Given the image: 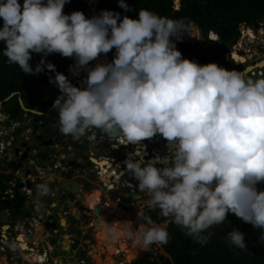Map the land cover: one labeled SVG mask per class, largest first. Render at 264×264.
Masks as SVG:
<instances>
[{"label":"clouds","instance_id":"obj_1","mask_svg":"<svg viewBox=\"0 0 264 264\" xmlns=\"http://www.w3.org/2000/svg\"><path fill=\"white\" fill-rule=\"evenodd\" d=\"M65 3L0 0L7 63L24 73L54 71L55 64L45 58L58 52L74 57L76 68L87 69L84 87L59 71L50 77L60 89L52 104L59 132L80 138L95 128L124 144L161 134L174 144L169 154L157 157L162 166L145 162L138 149L124 161L148 205L201 244L208 240L205 230L222 226L232 212L259 229L258 242L264 244V188L257 187L264 182V77L182 56L176 40L188 33L184 18L148 8H140L136 18H121L111 9L88 17L81 10L65 13ZM118 3L129 8L127 0ZM207 37L216 39L213 32ZM113 48L110 62L88 66ZM33 53L41 56L35 67ZM38 188L47 191L45 185ZM136 219L138 228L121 224L128 238L145 249L167 243L169 219L166 226L155 223L141 208ZM98 227L114 231L107 222ZM225 236L231 246L246 249L240 229L233 227ZM19 237L8 236L3 246ZM45 258L39 256L38 263L57 264Z\"/></svg>","mask_w":264,"mask_h":264},{"label":"water","instance_id":"obj_2","mask_svg":"<svg viewBox=\"0 0 264 264\" xmlns=\"http://www.w3.org/2000/svg\"><path fill=\"white\" fill-rule=\"evenodd\" d=\"M98 3L99 0L86 2L90 7L88 17L97 14ZM233 55L234 53L226 54V57L234 59ZM248 75L253 77L251 74ZM19 102L24 109H28L27 112H30L32 117L24 115L25 111L22 110L20 117L17 118L18 121L15 118L8 120V131L4 136L8 139L2 141L0 138V194L8 188L12 191L5 196L4 201L8 199L11 201L13 211L10 214L13 218H30L34 213V201L38 199L44 206L40 222L46 228L44 232L47 236L46 240L59 248L67 242L73 245L71 251L75 253L69 255L65 253L64 258H61L63 262L68 263L74 260L76 264H94L89 254L81 252L83 255L76 256V251H79L77 241L80 233L74 228L78 221H82L85 215L91 212L89 208H83V205L88 198L93 196L92 188L100 185L102 180L100 172H106V167L113 166L112 159L114 158L121 168H126L124 161L133 153V151H128L129 146L140 150V155L143 156L145 162L152 160L156 161L158 167L162 166V161L158 162L157 157L169 154L174 144L159 133L134 144L114 142L95 128L88 129L86 134L80 138H73L71 135L59 132L58 113L53 107L46 111V99L42 100L39 105H36L34 101L26 104L21 97H19ZM1 106L2 103H0ZM42 108L45 112L38 113ZM33 109H36L37 113L30 111ZM5 118L6 115L0 113V119L3 121ZM17 122L18 125H15ZM101 158L109 160H100ZM122 174H129V172ZM38 185H45L47 191L38 188ZM139 196L138 192L132 195L134 199ZM51 201L54 203L50 208L49 202ZM73 208L79 212L86 211L76 219L71 216V211L69 212ZM150 209L151 207L147 205L144 209L145 213L147 214ZM26 210H28L27 214ZM100 210L101 208H96L95 213L99 214ZM48 211H50L49 214H47ZM0 217L4 222L8 221L7 211L1 210ZM29 222L33 223L31 218ZM67 224L69 226L66 229ZM21 225V223L18 224V227ZM133 228H137L136 225ZM31 235L32 233L29 232V239L32 238ZM53 250L57 251L55 248ZM143 255L145 254L139 253L130 264L139 261ZM156 257L161 263L160 258Z\"/></svg>","mask_w":264,"mask_h":264},{"label":"trees","instance_id":"obj_3","mask_svg":"<svg viewBox=\"0 0 264 264\" xmlns=\"http://www.w3.org/2000/svg\"><path fill=\"white\" fill-rule=\"evenodd\" d=\"M127 3L129 8L124 9L120 7L118 0H99L97 14L103 9H111L119 12L121 18L123 15L136 18L140 8H148L160 15L184 18L187 26H198L205 34V38L194 43L183 41L176 47L182 56L201 64L212 61L220 65L225 64L222 54L240 38V26L242 24L253 26L259 19H264V0H127ZM74 10H81L86 16L89 15L88 6L83 0H66L63 11L71 13ZM2 23L0 18V26ZM209 32L215 34V40L207 37ZM4 47V43L0 41V103L7 107V111L11 112V117L15 119L21 111L18 102L20 95L25 101L40 102L45 96L42 91L39 93L36 91L35 85L60 93L58 86L50 81V77H54L56 71L66 76L76 70L87 71L84 67L76 68L74 57L53 52L45 59L55 64L54 71L45 68L36 74L24 73L17 64L6 62L7 58L2 52ZM40 59V54L33 53L30 63L35 67ZM98 62L99 56L89 61L88 66L91 67ZM14 93L16 94L10 97ZM257 187L264 188V182H259ZM8 204L11 205V201ZM148 217L158 224L169 219L160 215L158 208L151 209ZM233 227L245 233L246 249L229 244L225 235ZM167 231L169 239L167 243L161 245L168 257L160 256L161 263L146 257L133 264H264V244L258 242L260 230L232 212L227 214L222 226L213 225L212 229L205 230L204 234L208 235V240L203 244L186 235L184 229L172 221L169 222ZM132 248L133 253L138 256L136 253L138 247Z\"/></svg>","mask_w":264,"mask_h":264},{"label":"crops","instance_id":"obj_4","mask_svg":"<svg viewBox=\"0 0 264 264\" xmlns=\"http://www.w3.org/2000/svg\"><path fill=\"white\" fill-rule=\"evenodd\" d=\"M78 74H80V72H77ZM85 72L81 73L84 74ZM72 76V75H71ZM71 76H69V78H71ZM79 87H82L79 85ZM22 106V104H21ZM23 107V106H22ZM34 112V111H33ZM34 113H37L36 111ZM6 128V124L5 125H1V131H3ZM1 134V133H0ZM4 134V133H2ZM139 142V141H138ZM134 149L136 148H132V146H129L128 151L132 152L134 151ZM100 160H109L107 158H101ZM112 162L114 163L113 166H110L112 168H108L106 167L105 171L106 172H100V177L102 180H104L103 182L110 184L113 183L114 184V188L109 192V190L105 189L102 185V183H100V185H97L96 187L92 188V192H93V196L96 197V202L95 205L92 206L91 202H90V198L87 199V201L84 203L83 208H89L91 209V212L88 213L87 215H85V218L82 221H78L76 223V227L74 228V230H76V232L80 233V240H81V245H83L84 247H86V253H88L90 255V257L93 259V256L96 255L95 254V248L94 246H91V236L94 232L98 231L99 227L98 225L101 222H107L108 224H110L112 221L111 218H115V216L119 215V214H126V216H130L131 212L134 211L135 208L141 206L140 208L144 210L145 206L148 205V196L145 193H142L137 187V181L130 175V174H122L126 171H128L126 168H121L118 164V161L114 158L112 159ZM101 168V167H100ZM10 170V169H9ZM48 172V171H47ZM112 177H110V175L112 174ZM50 174V173H49ZM107 174V175H106ZM51 175V174H50ZM95 189V190H94ZM139 193L140 196L137 198H133L132 195L134 193ZM121 197V201L118 203L116 201V198ZM3 199H5V196H3L2 194H0V204L1 201H4ZM128 199H130V201H127ZM7 202H10V200H7ZM105 202L109 203L110 206H106ZM54 202H49V207L51 208L53 206ZM101 203V204H100ZM5 205V204H4ZM10 206V204H9ZM1 208H3V206H0ZM97 207H101L100 213L96 214L95 213V209ZM10 209H12V207H8ZM9 209V210H10ZM44 210V206L42 203H40L38 201V199H35L34 201V213L32 214L33 217H36L34 219V223L31 224V228L28 231L27 229V225L24 224V219H21L19 217L14 218V221L17 225L18 224H22L25 225L23 226L24 229H22V233L19 234V236H22L25 239V244L22 241V245L26 247V249H23L21 246V242H16L14 239L12 240V242L10 241V243L8 244V247L6 249V252H4L1 248H0V264H39L37 258L39 256H45L50 257V259H55L56 261L58 259H61L63 257V255H69L70 254V250H71V246L70 244L67 242L64 245H62V247H58L56 245H53L51 243H49V241L46 240L47 236H45V230L46 228L43 226V224L40 222V218L42 217V211ZM48 209H46L47 211ZM131 210V211H129ZM71 211V216L76 217V219H78L81 216V213L85 212L86 210H83L81 212L76 211V208L70 209L69 212ZM28 210H26V214H27ZM50 211L47 212V214H49ZM8 216H10L11 214L8 212L7 213ZM12 217V216H11ZM9 219V218H8ZM23 220V221H21ZM117 220V219H115ZM65 223V220H62ZM99 221V222H98ZM137 221H134L133 224H135ZM29 223V222H28ZM91 223V224H90ZM70 224V223H69ZM130 226H132V224H129ZM66 229L68 228V224L65 225ZM5 228L7 229V227H3L2 229H4L3 234L0 233V246L5 244V239H6V234H8L7 230H5ZM29 232H32V238L29 239L28 235ZM10 235V233H9ZM85 236V237H84ZM127 239L123 238L122 240H125V243L129 244L126 240H129L128 236L126 237ZM86 239V240H84ZM61 243V241H58V243ZM122 242H120L121 245ZM21 245V246H20ZM27 245V246H26ZM119 245V246H120ZM53 248H55L57 251L54 252ZM83 252V249H81ZM57 252H61V253H57ZM85 252V251H84ZM120 254H125L122 250L119 252ZM119 253L117 254L119 256ZM20 254H24L25 258L24 259H20L21 255ZM73 254V252H72ZM106 256V253H103ZM8 256H11V259L9 261ZM124 256V255H123ZM45 258V259H46ZM64 258V257H63ZM44 260V258H42ZM62 261V260H61ZM60 261V262H61ZM64 264H76V262L74 260H70L68 263L63 262ZM45 264V263H42ZM54 264H56L54 262ZM61 264V263H60Z\"/></svg>","mask_w":264,"mask_h":264},{"label":"flooded vegetation","instance_id":"obj_5","mask_svg":"<svg viewBox=\"0 0 264 264\" xmlns=\"http://www.w3.org/2000/svg\"><path fill=\"white\" fill-rule=\"evenodd\" d=\"M240 32H242V34H243V38L242 39L245 40V39L249 38V36L252 37L254 35L252 37L253 40H249L250 41L249 43L243 42L242 45L241 44H238L239 41H240V40H238L233 45H231V47L232 46L234 47L232 49V51L229 50V48H227V50L222 54L223 57H224L223 58L224 59V62H225V64H223L222 66H224V67H226L228 69L246 70L247 71V74L253 75V78H256V77L257 78L258 77H264V64H263L264 63V19H259L258 22L254 23L253 26H248L247 24H243L240 27ZM251 32H252V35L250 34ZM262 36H263V38H262ZM244 43H245V46H244ZM234 52H236L237 54H239L241 57H244V62L243 63L237 64L234 59L227 58L226 57V54L232 55ZM99 62H109V61L106 59V56L105 55L100 54L99 55ZM255 69H256V71H254ZM76 72H79V71L78 70L73 71L72 74H68V76H66V77L71 81V83H73L76 86H79L80 85L79 84L80 81L79 80H76V79H73V77L71 76V75L75 74ZM80 72H84V71H81L80 70ZM69 76H71V78H69ZM53 84H55V83H53ZM81 86L83 87V82H81ZM35 89H36V91L38 93L41 92V91L43 92V96H45V98H43L42 100L46 99V104H45L46 105V111L48 109L52 108L53 101L57 98L56 96H58L60 93L57 94V93H55V90H53V89L51 90V89H49L47 87H44V86H41V85H35ZM52 93L54 94L53 96L51 95ZM46 94H47V96H46ZM19 97H21L22 101H24L26 104L30 102V100L25 101L22 98L21 95ZM18 102H19V98H18ZM34 102H36V105H39L41 101L40 102L39 101H34ZM19 106H20L21 111H20L18 117H20L22 110L25 111L24 115H27L28 117H32V114L30 112L28 113L27 112L28 109H24V107H22L23 105L21 106V103L20 102H19ZM30 111H32V112L34 111L35 112L36 109L30 110ZM41 112H45V109L42 108L40 111H38V113H41ZM0 113L6 115V118L3 119L4 122L0 119V128H1V125H5L6 124V128L3 131H1V129H0V133H1L0 134V138H1L2 141H4V140H7L8 139L7 137H4V136L6 135V132L8 131V129H7L9 127L8 120H10V118H12V117H11V112L7 111V107H5L3 103H2V106L0 107ZM18 120L19 119H16V121H18ZM15 125H18V122ZM2 133H4V134H2ZM1 202L3 204H0V206H3V208L0 207V213H1V210H6L7 213L8 212L11 213V211H13V209L8 208V207H12L11 205L9 206V204H8L9 202H7V201H1ZM151 209H153V208L151 207ZM150 210L146 214L147 216L149 215ZM118 216L121 217L120 214ZM8 218H9V219H7L8 221L4 222L2 220V218L0 217V220H1V222H0V233L3 234L4 229H2V228L6 226L7 229L5 228V230H7V232H8V234H6V235L7 236H11V239H12V237L18 239L19 234L22 233V229H24L23 226H25V225H27V229L30 230L31 224H32V223L29 222L30 218H31V220L34 223V218H33L32 215H31L30 218H28V217H27V219L25 218V220H24V224L25 225H21L19 227H18V225L16 223L13 222L14 221V218L11 217V215L8 216ZM164 223H162V224H164ZM12 225L14 226L13 228H12ZM134 225H136V227L138 228V226H139L138 225V221L135 224H132V227ZM9 233H10V235H9ZM7 236H6V238H7ZM20 237H22V236H20ZM77 237H79V236H77ZM80 238L81 237H79V240L77 241L78 247H79V251L78 252L76 251V256H78V257L80 255H83V254H88V253H86V251H87L86 250V247H84L83 245L80 244L81 243ZM84 240H86V239H84ZM19 241L21 242V245H22L21 239H19ZM24 244H25V242H24ZM70 246L72 248L73 245H70ZM121 247L122 246H118V248H117V246H114L115 250H117L116 252H118V253L122 250ZM97 248H99V247H97ZM123 248H125L124 243H123ZM151 248L152 247L150 246L147 249H140V248L137 249V254H139V253H144L145 254V255H143L140 258V260L143 259V258H146V257H151L152 259H156L157 260V257L156 256H158L159 258H160V256H162V255H158L156 253L151 252ZM158 248H160L161 250L164 251V249L162 248V245L161 244L158 245ZM23 249H26V247L23 248ZM81 249H83V254L81 253L82 252ZM100 249H102V248H100ZM6 250H8V249H6ZM6 250H5V252H6ZM130 250H131L132 255L134 256L130 260V261H132V260H134L137 257V255L133 253V248L132 247L130 248ZM98 251H100V250H98ZM104 252L108 255V258L107 259H108L109 264H130L129 263L130 261H128L127 258H126V255L127 254H123L124 255L123 256L122 254L119 253V256H118L117 255L118 253H117L116 254L117 257H118L117 258V257H115V255L108 253V251H104ZM70 253H72L71 250H70ZM104 256H105L104 254H101L102 260H104ZM10 257L11 256H8L9 261H10ZM124 257H125V259H124ZM61 260L62 259H58L57 260V264H60V263L61 264H64L63 263V260L62 261ZM92 260H93L94 264H101L100 258H98L96 256H93V259ZM133 263H135V262H133ZM133 263H131V264H133Z\"/></svg>","mask_w":264,"mask_h":264},{"label":"rangeland","instance_id":"obj_6","mask_svg":"<svg viewBox=\"0 0 264 264\" xmlns=\"http://www.w3.org/2000/svg\"><path fill=\"white\" fill-rule=\"evenodd\" d=\"M84 2H87L88 0H83ZM196 26V25H195ZM198 27V26H197ZM199 28V27H198ZM243 28V27H242ZM200 29V28H199ZM200 31L202 32V30L200 29ZM196 32H197V28H195L194 30H193V33L192 34H196ZM251 35H252V32L250 33ZM254 36V35H253ZM252 36V37H253ZM251 36H249V38H247V39H242L243 38V34L241 35V37H240V41H239V43L238 44H241L242 45V43L243 42H246V43H249L250 41L249 40H253V38H252ZM200 38V41H203V37H202V35L199 37ZM262 38H263V36H262ZM249 45V44H248ZM244 46H245V43H244ZM234 47L232 46L231 47V51H232V49H233ZM114 54H115V48H113V49H111V50H109L107 53H102V55H105L106 56V59L110 62L111 60H112V58H113V56H114ZM260 54V53H259ZM258 61V60H257ZM264 64V63H263ZM261 65V64H260ZM86 76H87V73H84V74H78L77 72L75 73V74H73L72 75V77H73V79H76V80H79V81H81V82H83V87L85 86V78H86ZM83 77V78H82ZM141 206H139V207H137V208H135L134 209V211H132L131 212V215L129 216H125L124 214H120V216L121 217H119L118 215L117 216H115V218L113 219V218H111V220L110 221H112V222H115L116 220L115 219H120V218H122L121 220L122 221H126V224H133V222L134 221H137V219H136V212H137V209L138 208H140ZM129 211H131V210H129ZM128 217V218H127ZM129 219V220H128ZM169 220L171 221V219L169 218ZM168 220V221H169ZM167 221V222H168ZM112 222L109 224V225H111L112 224ZM167 222H165L164 224H162V225H167ZM139 227V226H138ZM98 233V231H96V232H94L93 234H92V236H91V246H94V248H95V254L96 255H94V256H96V257H98V258H100V261H101V264H109V262H108V255L106 254V256H104V260H102V258H101V254H103V253H105L104 251H103V249H100V248H97L98 247V245H97V241H96V237H95V234H97ZM112 235V237H113V243H114V246H117V248H118V246H119V244H120V242H122L121 243V245L120 246H122L121 248H122V251L125 253V254H127L126 255V258H127V260L128 261H130L131 260V258H133L134 256L132 255V253H131V250H130V248L132 247V246H136V247H138V248H140V249H145L141 244H138V243H136L133 239H130L129 238V240H126L129 244H127V243H125V240H122L123 238H125V239H127L126 237L127 236H125V237H123V236H121V237H114V234H113V232H110ZM123 243H124V246H125V248H123ZM151 252H153V253H156V254H158V255H162V256H164V257H168V255H167V253H165L163 250H161L160 248H158V245L157 244H153V246L151 245ZM137 248V249H138ZM98 250H100V251H98ZM117 251V250H116ZM58 254L59 253H61V252H57ZM116 253H118V252H116ZM136 253H137V251H136ZM124 259H125V257H124ZM131 262V261H130ZM129 262V263H130Z\"/></svg>","mask_w":264,"mask_h":264},{"label":"bare ground","instance_id":"obj_7","mask_svg":"<svg viewBox=\"0 0 264 264\" xmlns=\"http://www.w3.org/2000/svg\"><path fill=\"white\" fill-rule=\"evenodd\" d=\"M233 58L237 64L244 62V57H239L236 52H234ZM81 71H84L87 73L86 70H81ZM79 72H80V70H79ZM80 73H82V72H80ZM154 162H156V161H154ZM158 162L161 163L160 160ZM90 202H91V205L94 206L95 202H96V197L92 196L90 199ZM97 208H99V207H97ZM125 216H126V214H125ZM121 219L122 218H120L119 220L117 219L115 222H112V224L110 225L114 229V231H112L114 234V237H121V236L125 237V236H127L123 231H121V224H126V221H122ZM111 235H112L111 233H105L99 228L98 233L95 234L97 245L99 248H102L103 251H108V253L113 254V255H115V257H117V255H116L117 253H116V250L114 248V243L112 242L114 239ZM19 239H21V241H23V243L25 242L24 238L20 237ZM22 247L25 248V246H23V245H22Z\"/></svg>","mask_w":264,"mask_h":264},{"label":"built area","instance_id":"obj_8","mask_svg":"<svg viewBox=\"0 0 264 264\" xmlns=\"http://www.w3.org/2000/svg\"><path fill=\"white\" fill-rule=\"evenodd\" d=\"M195 28H197V32H196V34H192L193 33V30L195 29ZM187 31H188V33L187 32H185V33H183L182 34V37H181V39H179V40H176V46L178 45V43H181V42H183V41H189V42H192V43H194V42H196V41H200V36L202 35V37H203V34H202V32L200 31V29L197 27V26H195V25H192V26H187ZM172 39H176V37L175 36H173L172 37ZM211 39H215L214 37H211ZM102 185H103V187L105 188V189H107V190H109V192L113 189V184H108L107 185V183H105V182H103V180H102ZM10 192H12L9 188L3 193V195L4 196H6L7 194H9ZM122 199H121V197H118V198H116V201L119 203L120 201H121ZM105 205L106 206H110V204L109 203H107V202H105ZM29 231V230H28ZM30 233H32V232H30ZM9 239H8V237L5 239V243L8 241ZM0 248L2 249V250H5V246H0ZM21 256H22V258H25V256H24V254L22 255V254H20ZM10 259H11V257H10Z\"/></svg>","mask_w":264,"mask_h":264}]
</instances>
